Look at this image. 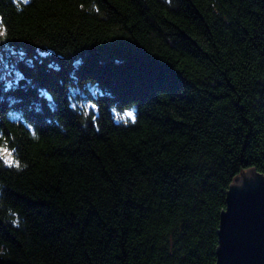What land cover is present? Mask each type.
Listing matches in <instances>:
<instances>
[{
  "label": "trees",
  "instance_id": "16d2710c",
  "mask_svg": "<svg viewBox=\"0 0 264 264\" xmlns=\"http://www.w3.org/2000/svg\"><path fill=\"white\" fill-rule=\"evenodd\" d=\"M0 56V264L215 263L264 174V0H0Z\"/></svg>",
  "mask_w": 264,
  "mask_h": 264
},
{
  "label": "water",
  "instance_id": "95a60500",
  "mask_svg": "<svg viewBox=\"0 0 264 264\" xmlns=\"http://www.w3.org/2000/svg\"><path fill=\"white\" fill-rule=\"evenodd\" d=\"M214 264H264V174L241 171L226 192Z\"/></svg>",
  "mask_w": 264,
  "mask_h": 264
},
{
  "label": "rangeland",
  "instance_id": "374dc122",
  "mask_svg": "<svg viewBox=\"0 0 264 264\" xmlns=\"http://www.w3.org/2000/svg\"><path fill=\"white\" fill-rule=\"evenodd\" d=\"M0 73L5 76L6 81H9V77H10V68L3 63L2 61V56H0ZM15 77V76H14ZM88 89L93 92V89L89 86ZM73 93H77L76 89L72 90ZM81 105H84L85 107H89L91 105V103L89 102V100H87L85 97H82L81 99V103H79ZM121 114L125 115H129V111H124ZM121 117V116H120Z\"/></svg>",
  "mask_w": 264,
  "mask_h": 264
},
{
  "label": "clouds",
  "instance_id": "9594fccd",
  "mask_svg": "<svg viewBox=\"0 0 264 264\" xmlns=\"http://www.w3.org/2000/svg\"><path fill=\"white\" fill-rule=\"evenodd\" d=\"M14 2H15V0H14ZM171 2H172V0H165V3H167V4H169V5H171ZM133 112H134V110H132ZM129 115H132V112H129ZM133 122H134V119H133ZM13 226H19L18 225V223L17 222H13ZM4 254V252L3 251H0V255H3Z\"/></svg>",
  "mask_w": 264,
  "mask_h": 264
},
{
  "label": "snow or ice",
  "instance_id": "6c2138e0",
  "mask_svg": "<svg viewBox=\"0 0 264 264\" xmlns=\"http://www.w3.org/2000/svg\"><path fill=\"white\" fill-rule=\"evenodd\" d=\"M10 155V154H9ZM9 163H11V161L9 160Z\"/></svg>",
  "mask_w": 264,
  "mask_h": 264
}]
</instances>
